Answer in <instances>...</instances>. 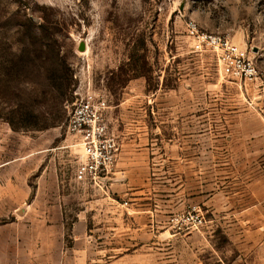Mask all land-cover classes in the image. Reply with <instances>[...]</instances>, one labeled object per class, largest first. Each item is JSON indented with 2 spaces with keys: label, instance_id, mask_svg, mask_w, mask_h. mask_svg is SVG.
<instances>
[{
  "label": "rangeland",
  "instance_id": "374dc122",
  "mask_svg": "<svg viewBox=\"0 0 264 264\" xmlns=\"http://www.w3.org/2000/svg\"><path fill=\"white\" fill-rule=\"evenodd\" d=\"M190 22L228 35L258 82ZM88 90L118 143L97 181L66 129ZM263 108L264 0H0V264H262L226 227L264 169ZM194 205L202 226L175 220Z\"/></svg>",
  "mask_w": 264,
  "mask_h": 264
},
{
  "label": "built area",
  "instance_id": "2783aa9c",
  "mask_svg": "<svg viewBox=\"0 0 264 264\" xmlns=\"http://www.w3.org/2000/svg\"><path fill=\"white\" fill-rule=\"evenodd\" d=\"M189 28L197 32V47L207 46L216 51L219 58L237 77L245 81H257L261 72L257 64L249 58L228 35L199 32L196 23ZM108 104L106 98L88 90L76 98L67 120V133L74 136L81 145V160L76 168L78 177L97 181L104 178L115 161L118 143L109 130L106 121ZM183 224L198 228L204 224V216L199 208L191 206L180 216L175 217Z\"/></svg>",
  "mask_w": 264,
  "mask_h": 264
},
{
  "label": "crops",
  "instance_id": "0c3cea01",
  "mask_svg": "<svg viewBox=\"0 0 264 264\" xmlns=\"http://www.w3.org/2000/svg\"><path fill=\"white\" fill-rule=\"evenodd\" d=\"M261 110L264 112V108ZM239 187L245 191L247 203L231 206V211L235 214L227 223L226 231H229L231 240L240 247L254 251L262 250L264 253V169L248 174L246 181ZM244 212L248 214H243ZM75 228L73 227V230ZM86 240H89V237L75 234L71 246L67 247L63 242L61 252L63 257L67 258L68 253L79 254V245L81 241L86 242ZM260 260L264 264V257Z\"/></svg>",
  "mask_w": 264,
  "mask_h": 264
},
{
  "label": "trees",
  "instance_id": "16d2710c",
  "mask_svg": "<svg viewBox=\"0 0 264 264\" xmlns=\"http://www.w3.org/2000/svg\"><path fill=\"white\" fill-rule=\"evenodd\" d=\"M65 75H66V74L58 75V77H64V78H65ZM10 123L12 124V122H10ZM47 126H49V125H46V127H47ZM46 127H44V128H46Z\"/></svg>",
  "mask_w": 264,
  "mask_h": 264
}]
</instances>
